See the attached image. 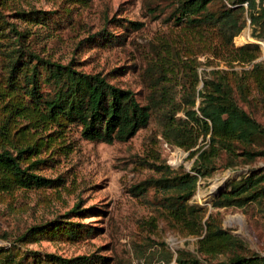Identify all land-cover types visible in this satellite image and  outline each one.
Returning a JSON list of instances; mask_svg holds the SVG:
<instances>
[{"label": "rangeland", "instance_id": "374dc122", "mask_svg": "<svg viewBox=\"0 0 264 264\" xmlns=\"http://www.w3.org/2000/svg\"><path fill=\"white\" fill-rule=\"evenodd\" d=\"M177 3L0 0V23L5 27L0 51L11 48L13 25L24 32L22 40L36 52L60 62L73 59V65L85 71H100L111 82L131 88L141 103H151L160 84L170 82L177 90L180 80L191 81L180 68L185 58L197 71V88L212 69L227 70L233 76L251 66V62L229 60L232 47L252 44L248 51L258 54L253 61H264V24L259 26V19L252 24L244 11L242 28L229 39L214 21L223 0H212L208 8L214 17L211 14L194 29L197 38L186 30L190 26L186 19L177 20ZM164 53L173 68L163 62ZM2 69L0 64V74ZM235 93L239 104L264 124V95L253 89L245 100L236 89ZM175 115L184 117L180 110ZM163 125L162 109L154 105L148 124L123 141L86 139L80 125L73 123L61 132L51 127L35 133L45 142L28 152V160L41 159L33 170L54 181L0 191V264H6L8 253L28 264L33 256L44 258L50 252L66 257L91 255L92 261L86 264H176L180 250L205 260L196 250L200 234L179 229L167 216L164 200L169 191L154 181L173 172L196 173L194 156L168 142ZM207 139L208 135L204 139L200 135L196 146ZM225 163L222 153L210 174L198 175L188 202L217 214L225 228L245 241L246 253L264 254V198L241 206L211 205L220 186L222 192L251 168L264 167V156L250 161L239 157L229 167ZM77 202L79 211H69ZM54 218L59 220L56 229L47 228L31 240L17 238L30 225ZM222 258L219 254L211 260Z\"/></svg>", "mask_w": 264, "mask_h": 264}, {"label": "trees", "instance_id": "16d2710c", "mask_svg": "<svg viewBox=\"0 0 264 264\" xmlns=\"http://www.w3.org/2000/svg\"><path fill=\"white\" fill-rule=\"evenodd\" d=\"M211 1L178 0L176 18L186 19L190 24L186 30L197 38L199 34L194 29L204 25L206 17L211 14L214 17L208 8ZM244 11L252 24L258 19L259 26L264 24V0H223L214 18L222 35L231 39L240 31ZM10 27L14 31L11 48L0 51L3 66L0 74L1 192L15 187L49 185L54 181L33 170V165L41 159L28 160V152L45 142L42 137L35 136L39 130L56 127L61 132L73 123L80 125V133L86 139L109 143L123 141L148 124L152 106L158 105L162 109L164 138L184 147L190 157L194 156L192 168L196 172H173L166 165V169L173 173L154 179L169 191L164 200L167 216L179 229L200 234L196 250L205 256V260L180 250L175 258L176 264H264V254L246 253L245 241L225 228L217 214L206 213L204 207L188 202L195 191L198 175L210 174L222 153L225 154L226 167L237 163L239 157L250 161L264 156V124L239 104L235 93L236 89L245 100L253 89L264 95V61H253L258 54L248 51L252 44L232 47L228 53L229 60L251 62L249 68L233 76H229L227 70L212 69L197 88V71L195 68L191 70L192 64L185 58L180 68L191 81L185 84L180 80L177 90L170 82L160 84L151 103H141L131 88L111 82L100 71H85L75 67L73 59L60 62L36 52L22 40V30L13 25ZM4 28L0 23V37ZM162 59L173 68L166 53ZM178 110L184 117L175 115ZM200 135L203 139L208 135V139L196 146ZM145 187L141 185L140 189ZM263 198L264 167L251 168L231 181L230 188L218 194L211 205L241 206L248 200L261 201ZM78 207L77 202L69 211L77 212ZM58 226L56 218L35 223L17 238L31 240L47 228L56 229ZM219 254L224 258L211 260ZM7 258L6 264H25L22 258L16 259L12 253H8ZM90 261L92 256L87 254L66 257L50 252L44 258L33 256L28 264H86Z\"/></svg>", "mask_w": 264, "mask_h": 264}, {"label": "water", "instance_id": "95a60500", "mask_svg": "<svg viewBox=\"0 0 264 264\" xmlns=\"http://www.w3.org/2000/svg\"><path fill=\"white\" fill-rule=\"evenodd\" d=\"M222 187H223V185L220 186L219 189L217 191H215V193L220 194L221 193L220 191H221Z\"/></svg>", "mask_w": 264, "mask_h": 264}]
</instances>
